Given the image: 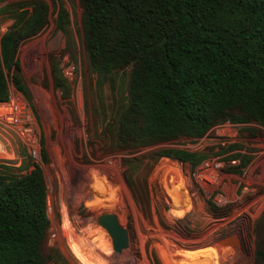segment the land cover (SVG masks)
<instances>
[{
	"label": "rangeland",
	"instance_id": "1",
	"mask_svg": "<svg viewBox=\"0 0 264 264\" xmlns=\"http://www.w3.org/2000/svg\"><path fill=\"white\" fill-rule=\"evenodd\" d=\"M25 1L0 0V34L14 23L18 4ZM46 1L49 21L20 45L18 58L47 161L29 155L0 123V170L24 174L37 162L45 176L50 219L42 246L46 263L259 264L257 251L264 246V127L223 120L200 138L120 147L118 117L128 98L130 67L94 71L83 46L79 0H62L70 15L66 33L55 27L56 7ZM51 59L68 82V95L52 83ZM9 89L16 90L11 83ZM160 148L196 151L204 158L196 165L165 157L151 164V155ZM133 156L149 163L138 169L149 192L141 206L123 175L122 159ZM236 156H248L249 163L241 168ZM207 172L214 175L211 182L197 179ZM185 190L191 193L188 199ZM211 203L223 215L215 216ZM102 204L106 207L98 210ZM104 212L116 214L127 229L128 246L121 252L113 251L109 234L97 222ZM226 236H235L238 243L222 242Z\"/></svg>",
	"mask_w": 264,
	"mask_h": 264
},
{
	"label": "trees",
	"instance_id": "2",
	"mask_svg": "<svg viewBox=\"0 0 264 264\" xmlns=\"http://www.w3.org/2000/svg\"><path fill=\"white\" fill-rule=\"evenodd\" d=\"M55 27L66 33L70 15L62 0ZM83 46L97 73L130 67L127 102L118 117L116 143L149 147L180 137L200 138L223 120L264 127V0H79ZM14 23L0 34V100L11 83L34 105L21 77L20 45L49 21L46 0L18 4ZM52 83L63 95L69 86L55 60ZM42 161H47L40 139ZM196 165L204 155L160 148L150 157ZM238 156L234 157L237 158ZM241 168L248 156H239ZM237 158V159H238ZM243 158V159H242ZM122 159L123 175L136 204L148 201L140 167ZM185 198L191 193L182 191ZM47 184L39 163L24 174L0 170V264H47L42 246L50 226ZM215 216L223 215L213 203ZM187 204L183 209H187ZM264 264V246L257 251Z\"/></svg>",
	"mask_w": 264,
	"mask_h": 264
},
{
	"label": "built area",
	"instance_id": "3",
	"mask_svg": "<svg viewBox=\"0 0 264 264\" xmlns=\"http://www.w3.org/2000/svg\"><path fill=\"white\" fill-rule=\"evenodd\" d=\"M0 123L8 128L17 138L27 153L33 158H40V133L30 104L18 90H9L7 99L0 100ZM1 145V143H0ZM220 166V164H216ZM211 182V172L196 175Z\"/></svg>",
	"mask_w": 264,
	"mask_h": 264
},
{
	"label": "water",
	"instance_id": "4",
	"mask_svg": "<svg viewBox=\"0 0 264 264\" xmlns=\"http://www.w3.org/2000/svg\"><path fill=\"white\" fill-rule=\"evenodd\" d=\"M97 222L105 228L107 233L111 238L112 248L115 252H121L128 246V232L127 229L122 226L116 214L111 212L100 213L97 216ZM222 242H230L232 244H237L238 241L235 236H226L221 239Z\"/></svg>",
	"mask_w": 264,
	"mask_h": 264
},
{
	"label": "bare ground",
	"instance_id": "5",
	"mask_svg": "<svg viewBox=\"0 0 264 264\" xmlns=\"http://www.w3.org/2000/svg\"><path fill=\"white\" fill-rule=\"evenodd\" d=\"M105 208L106 207V205L105 204H102L100 207H99V209L98 210H101V208Z\"/></svg>",
	"mask_w": 264,
	"mask_h": 264
},
{
	"label": "clouds",
	"instance_id": "6",
	"mask_svg": "<svg viewBox=\"0 0 264 264\" xmlns=\"http://www.w3.org/2000/svg\"><path fill=\"white\" fill-rule=\"evenodd\" d=\"M10 90V89H9ZM17 90V89H16ZM26 99V98H25Z\"/></svg>",
	"mask_w": 264,
	"mask_h": 264
}]
</instances>
